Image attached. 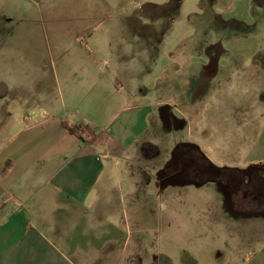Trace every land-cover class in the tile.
I'll use <instances>...</instances> for the list:
<instances>
[{"label":"rangeland","instance_id":"obj_1","mask_svg":"<svg viewBox=\"0 0 264 264\" xmlns=\"http://www.w3.org/2000/svg\"><path fill=\"white\" fill-rule=\"evenodd\" d=\"M127 1L119 0L118 5ZM119 12L117 19H122L120 28L125 36L129 33L130 17L150 23L137 26L136 34L132 33L127 45L126 42H123L124 46L120 41L113 42L106 33L107 38L102 35L97 43V58L56 59L48 55L41 59L42 73L21 59L15 60L21 72L0 67V82L10 86L19 82L23 87L26 126L53 116L50 108H54L52 104L56 102L72 114H78L84 127L105 124L116 109L124 106L117 95L118 85H124L128 78V74L118 72L124 66L127 72H137L133 82L141 85L150 101L155 103V108L137 113L136 125L129 130L130 143L140 137L148 125L158 129L150 137L160 147L147 148L146 156L159 158L151 163L144 161L146 171L153 173L147 180L152 189L148 187L143 191L128 185L119 176L123 193H132L123 205L130 209V225L123 219L122 228L117 227L109 217L100 235L92 228L86 233L73 232L75 242L85 246L83 252L87 254L85 260L74 254L75 263L264 264L263 198L261 205L251 204L247 208L249 215L245 216L244 212L241 213V202H231L226 182L214 181L211 175H206L201 176L203 180H197L200 183L188 181V177L184 183L168 180L163 175V168L172 160L173 147L183 143L197 146L205 161H209L206 154L220 172H232L237 176L243 173L246 181L257 176L256 167L246 171L226 168L233 166L238 157L246 156L236 155L235 151L244 146L236 134L246 130L247 123L250 131H257L255 121L264 115V9L254 0H132L130 7L123 6ZM215 14L228 21L235 19L249 25L261 24L256 34L235 36L227 43L231 55L224 59L222 67L226 81L220 80L201 105H193L187 93L188 86L178 90L172 84L176 82L178 86V81L189 82L195 66L204 62L203 58H191V55L204 56L205 49L213 43L209 28ZM113 51L117 53L115 56ZM62 62L64 65L68 63L72 72L59 73L57 81L55 63L60 69ZM239 66L244 69L239 70ZM45 70L51 72L47 77ZM40 79L42 88L47 90L46 100L40 98L43 101L41 106L36 90ZM67 91H71L70 97L66 95ZM53 93H56L55 97ZM174 102L180 106L185 104L187 110L181 108L184 122L178 126L167 124V119L161 116L160 107L171 108ZM149 112H152L151 124L147 123ZM167 114L169 117L179 115L177 110ZM123 120L124 117L118 119L114 126H122ZM157 121L158 126L155 125ZM259 126L261 129L264 124L260 122ZM225 133H234L233 141ZM162 150L164 153L161 154ZM128 226L132 233L128 232ZM109 237L121 239V250L116 249V255L111 257L107 251L106 256L101 257L92 248L101 247ZM73 253L75 251L70 250V254Z\"/></svg>","mask_w":264,"mask_h":264},{"label":"crops","instance_id":"obj_2","mask_svg":"<svg viewBox=\"0 0 264 264\" xmlns=\"http://www.w3.org/2000/svg\"><path fill=\"white\" fill-rule=\"evenodd\" d=\"M118 1L0 0V67L21 72L15 65V60L21 59L42 73L41 59L48 55L56 59L97 58V43L106 33L113 42L127 45L137 26L147 23L130 17L125 36L120 28L122 19L117 16L123 6L130 7L132 0L122 5ZM116 54L113 51V56ZM63 63L60 69L55 63L57 81L59 73L72 72L68 63ZM126 69L124 66L118 71L128 74L125 84L118 85L117 95L124 106L116 109L105 124L92 128L84 127L78 114L57 102L52 104L54 108L51 104L49 107L53 116L26 126L22 85L0 82V264H76L74 254L84 260L87 254L83 252L85 246L75 242L73 232L86 233L92 228L100 235L109 217L117 227L122 228L123 219L130 225V209L123 205L132 193H123L119 176L143 191L152 189L147 180L153 173L146 171L144 161L151 163L159 156H145L142 147L147 143L160 145L150 137L158 130L151 125L129 143V130L136 125L137 113L155 108V103L136 80L133 82L137 72ZM50 73L44 72L46 77ZM42 83L40 79L36 90L39 100L44 101L47 90ZM66 95L70 97L71 91ZM62 96L65 100L63 90ZM123 117V125L115 127ZM151 119L149 112L148 124ZM255 122L257 131H250L247 123L248 128L236 134L244 144L236 155L246 156L238 157L226 169L246 171L256 167L257 176L264 182V127L259 126L260 122L264 124V115ZM225 134L233 141L234 133ZM127 229L132 233L130 226ZM92 249L101 257L108 251L111 257L116 249L121 250V239L109 237L104 245ZM70 250L75 253L71 255Z\"/></svg>","mask_w":264,"mask_h":264},{"label":"flooded vegetation","instance_id":"obj_3","mask_svg":"<svg viewBox=\"0 0 264 264\" xmlns=\"http://www.w3.org/2000/svg\"><path fill=\"white\" fill-rule=\"evenodd\" d=\"M254 3L264 9V0H254ZM260 24L261 22L249 25L235 19L228 21L227 19L215 14L210 21V28L207 25L211 31L210 34L212 35L213 43L205 49L204 56L198 55L197 57V55H191V58H203L204 62L201 63V65L199 63V67L195 66L194 76L189 82L185 83L178 81V86H176V82L172 84L174 89L183 90L186 86H188L189 91L187 93L190 102L193 105H201L206 96L209 94L208 92L215 90L217 85L220 84V80L226 81L224 76L226 74H222V67L224 65V59H228L231 55L227 48V43H229V41L235 36L242 37L243 35H247L249 33L256 34L260 28ZM139 32L142 31L139 30ZM241 69H244V67L239 66V70ZM229 73H231L230 70ZM178 102L180 103L179 100ZM178 102H174L171 108H167V106L160 107L162 109L161 116L162 118L167 119V124L171 123L172 125L178 126L181 122H184L181 116V108L185 109L186 106L182 103L180 106ZM173 110L178 111V117H169L167 113ZM185 111L187 110L185 109ZM163 123H165V121H163ZM191 146L180 143L173 147L172 160L163 168V175L166 179H176V181H183L186 183L185 179L187 177L188 181H197L204 179L201 176L211 175L215 179L214 181L226 182L229 186V196L231 197V202L233 203L234 200H236V204L241 202V213H248V207H250L251 204L254 205L256 203L261 205V203L264 202H261L262 198L264 199V182L258 176L249 178V181H246L247 178L243 176V173H240L237 176V174L232 172L225 173L224 171H221L219 175L216 176V166L210 161H205L201 150L197 146ZM147 148L154 150L158 147L149 144ZM200 154L202 156H200ZM194 183H200V181Z\"/></svg>","mask_w":264,"mask_h":264},{"label":"trees","instance_id":"obj_4","mask_svg":"<svg viewBox=\"0 0 264 264\" xmlns=\"http://www.w3.org/2000/svg\"><path fill=\"white\" fill-rule=\"evenodd\" d=\"M148 145H149L148 143L143 145V147H142V151H143V152H145V153L147 152L146 149H147ZM146 155H147V154H145V156H146Z\"/></svg>","mask_w":264,"mask_h":264},{"label":"water","instance_id":"obj_5","mask_svg":"<svg viewBox=\"0 0 264 264\" xmlns=\"http://www.w3.org/2000/svg\"><path fill=\"white\" fill-rule=\"evenodd\" d=\"M216 170H217L216 176H218L220 173V169L216 167Z\"/></svg>","mask_w":264,"mask_h":264}]
</instances>
